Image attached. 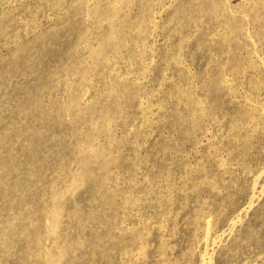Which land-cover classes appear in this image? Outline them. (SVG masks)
Wrapping results in <instances>:
<instances>
[{
  "label": "rangeland",
  "instance_id": "obj_1",
  "mask_svg": "<svg viewBox=\"0 0 264 264\" xmlns=\"http://www.w3.org/2000/svg\"><path fill=\"white\" fill-rule=\"evenodd\" d=\"M0 264H264V0H0Z\"/></svg>",
  "mask_w": 264,
  "mask_h": 264
}]
</instances>
